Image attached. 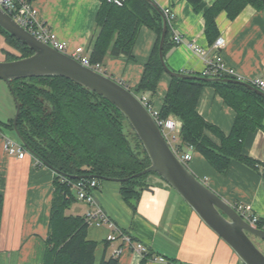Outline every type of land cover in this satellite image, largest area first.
Segmentation results:
<instances>
[{"label":"crops","instance_id":"crops-1","mask_svg":"<svg viewBox=\"0 0 264 264\" xmlns=\"http://www.w3.org/2000/svg\"><path fill=\"white\" fill-rule=\"evenodd\" d=\"M155 1L161 10H172L171 35L175 31L186 42L173 44L166 52L165 60L171 70L202 73L205 67L203 59L187 44L196 42L210 50L211 56L220 53L243 78H264V5L261 8L247 5L235 19L221 12L216 20L219 37L225 39V46L214 50L205 33L203 14L196 12L188 0ZM206 2L211 5L215 0ZM33 4L39 20L67 41L70 51L82 46L91 55L93 40L99 31L96 19L100 0H34ZM157 39L155 30L142 26L132 48V57L124 54L112 56L110 52L105 56L102 63L107 75L134 90ZM19 54L11 38L0 31V61L15 60L17 58L13 57ZM170 82L171 75L166 72L160 79L157 93L149 92L151 103L158 110ZM16 111L12 91L0 79V192L4 194L0 264H42L47 248L55 172L47 165L38 164L29 152L23 158L6 152L4 138L8 136L6 129H10L7 124L14 120ZM198 111L222 132L230 133L236 111L215 88L202 90ZM209 135L220 142L213 133L209 132ZM242 151L255 160L256 165L235 159L225 172H220L196 149L186 164L224 200L231 204H250L254 213L264 220V130L259 128L249 132ZM146 181L135 206L124 199L121 183L117 180L99 181L93 194L117 227L129 231L147 245L152 254H163L182 264H244L228 243L161 176L150 174ZM74 202L78 203V209L72 208ZM93 208L94 205L76 199L66 212L86 217ZM112 231L108 224L93 222L88 225V239L98 242L96 264L104 256H114L115 249L122 246L118 240H107ZM118 257V264H162L128 246L123 247Z\"/></svg>","mask_w":264,"mask_h":264},{"label":"trees","instance_id":"trees-1","mask_svg":"<svg viewBox=\"0 0 264 264\" xmlns=\"http://www.w3.org/2000/svg\"><path fill=\"white\" fill-rule=\"evenodd\" d=\"M96 25L99 29L93 40L91 59L103 62L112 56L132 57V48L142 26L156 31L158 39L144 73L134 90L157 93L160 79L166 73L159 57V43L163 32V17L147 0H122L121 4L100 0ZM194 10L205 18V33L210 45L219 37L217 17L226 12L235 19L247 6L261 8L264 0H188ZM11 38L23 58L33 51L0 26ZM173 46L171 28L164 43V55ZM202 78H208L196 74ZM202 78H183L171 75L167 93L159 109L161 117L177 116L182 121L179 147L192 144L220 172H225L232 160L256 165L255 160L242 151L249 132L264 130V96L242 83L211 82ZM229 78V77H223ZM14 95L20 105L18 129L33 150L38 164L50 165L55 172L53 199L50 210L46 252L42 264H96L98 242L88 239L89 223L85 216L67 214L76 200L67 181L68 174L78 176L73 181L106 178L120 181L121 193L135 206L147 184V177L155 172L134 176L150 165L143 144L125 115L110 101L86 86L63 76H35L13 79ZM213 87L224 101L236 111V119L229 134L207 121L198 111L202 90ZM14 130L13 121L7 124ZM220 139L216 142L210 135ZM24 145V144H23ZM264 178V164L262 170ZM4 194L0 192V230ZM264 228V220L257 223ZM119 257L101 259L99 264H118ZM143 264V262L141 263Z\"/></svg>","mask_w":264,"mask_h":264},{"label":"water","instance_id":"water-1","mask_svg":"<svg viewBox=\"0 0 264 264\" xmlns=\"http://www.w3.org/2000/svg\"><path fill=\"white\" fill-rule=\"evenodd\" d=\"M147 1L158 10L163 17V32L159 43V57L165 71L172 76L202 78L196 74L177 72L169 68L164 55V43L168 32V21L155 0ZM0 26L33 51V53L27 57L10 61H0V79L4 80L9 85L17 106L16 115L13 120L14 130L29 153L34 155L33 150L26 145L18 129L20 105L14 95L11 81L19 78L49 75H58L72 79L113 103L130 122L150 159V165L134 176H140L150 172H155L161 176L180 194L200 218L228 243L244 264H264V253L259 249L251 237L256 236L264 241V229L253 226L247 222L231 203L214 192L203 180L198 178L188 168L187 164L178 158L168 144L160 126L157 124L152 114L127 85L122 84L119 80L109 75L96 72L82 65L72 56L60 52L40 41L28 30L18 24L1 7ZM202 79L211 82L224 81L242 83L264 96L262 90L246 81L223 77H208ZM47 166L58 173L57 169L50 165ZM63 175L66 177L78 178V176ZM111 180L120 182L125 179Z\"/></svg>","mask_w":264,"mask_h":264},{"label":"built area","instance_id":"built-area-1","mask_svg":"<svg viewBox=\"0 0 264 264\" xmlns=\"http://www.w3.org/2000/svg\"><path fill=\"white\" fill-rule=\"evenodd\" d=\"M118 4L122 3V0H109ZM34 0H0V7L6 11L18 24L28 30L33 36L40 41L50 45L60 52L66 53L82 65L102 74L107 75L105 67L102 62L93 61L91 55L86 53L84 47L79 46L74 50H69L67 41L61 39L48 25L44 24L39 20L38 13L33 4ZM168 25L174 18V14L170 8L162 9ZM172 41L174 45L186 43L183 37L173 31ZM188 46L198 53L205 63L204 70L202 71L203 76L207 77H229L237 80L246 81L258 89L264 92V78H243L234 68L230 67L223 59L220 53L213 56L210 55V50L201 47L196 42H188ZM225 46V39L218 37L212 45V49L220 50ZM122 83V82H121ZM123 84V83H122ZM137 98L142 104L149 110L157 124L160 126L168 144L171 146L174 153L178 158L185 164L191 159L192 152L195 150V146L187 144L184 147H179L180 133L182 129V121L175 115H170L166 118L161 117L160 110L156 109L150 100L149 92H138L135 93ZM4 147L9 155H16L19 158H23L28 152L27 148L20 141L5 136ZM63 181H67L77 200L84 201L90 205H94V208L90 210L86 215V220L89 224L97 222L98 224H108L112 229L107 237L110 242L120 241L122 246L118 247L114 251V256L118 257L124 246H128L135 252H138L142 256L149 257L153 260L159 261L162 264H182L178 263L163 254L151 253L150 248L143 242L138 240L129 231L121 230L117 225L105 214L104 210L99 206L93 191L99 185V180L93 179H80L73 181L70 178H64ZM232 206L237 212L250 224L257 226L260 218L253 211L250 204L235 203ZM264 229V228H263Z\"/></svg>","mask_w":264,"mask_h":264},{"label":"rangeland","instance_id":"rangeland-1","mask_svg":"<svg viewBox=\"0 0 264 264\" xmlns=\"http://www.w3.org/2000/svg\"><path fill=\"white\" fill-rule=\"evenodd\" d=\"M6 131H7V134H8V136L10 138L14 139L15 141H19V137H18V135L16 134V132L14 130H12V129H6ZM77 204H78L77 202L76 203L74 202L72 204V208L74 207L75 209H78V205ZM251 237H252V240L255 242V244L259 247V249L264 253V241L260 240L256 236H251ZM99 263H100V261L98 262V264Z\"/></svg>","mask_w":264,"mask_h":264}]
</instances>
